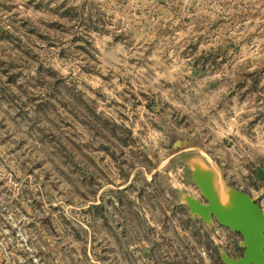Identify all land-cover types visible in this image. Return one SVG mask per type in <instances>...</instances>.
Masks as SVG:
<instances>
[{"label":"rangeland","instance_id":"obj_1","mask_svg":"<svg viewBox=\"0 0 264 264\" xmlns=\"http://www.w3.org/2000/svg\"><path fill=\"white\" fill-rule=\"evenodd\" d=\"M190 155L264 212V0H0V264L241 257Z\"/></svg>","mask_w":264,"mask_h":264},{"label":"water","instance_id":"obj_2","mask_svg":"<svg viewBox=\"0 0 264 264\" xmlns=\"http://www.w3.org/2000/svg\"><path fill=\"white\" fill-rule=\"evenodd\" d=\"M187 146L184 141H175L172 146ZM190 149V148H188ZM183 166L187 170L189 183L196 187L202 200L183 196L188 215L202 224L213 222L241 236V257L231 259L219 254L222 264H264V212L249 195L228 189L217 175L215 168L199 156L190 155ZM258 179L264 172L256 167ZM227 196L222 202L221 196Z\"/></svg>","mask_w":264,"mask_h":264},{"label":"bare ground","instance_id":"obj_3","mask_svg":"<svg viewBox=\"0 0 264 264\" xmlns=\"http://www.w3.org/2000/svg\"><path fill=\"white\" fill-rule=\"evenodd\" d=\"M227 199H228V198H227V196H226V195H224V194H223V195L221 196V201H222V202H223V201H224V202H226V201H227Z\"/></svg>","mask_w":264,"mask_h":264},{"label":"crops","instance_id":"obj_4","mask_svg":"<svg viewBox=\"0 0 264 264\" xmlns=\"http://www.w3.org/2000/svg\"><path fill=\"white\" fill-rule=\"evenodd\" d=\"M180 153V152H179Z\"/></svg>","mask_w":264,"mask_h":264}]
</instances>
